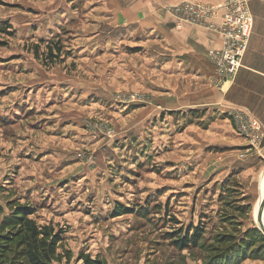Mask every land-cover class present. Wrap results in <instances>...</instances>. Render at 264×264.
Here are the masks:
<instances>
[{"label":"rangeland","instance_id":"1","mask_svg":"<svg viewBox=\"0 0 264 264\" xmlns=\"http://www.w3.org/2000/svg\"><path fill=\"white\" fill-rule=\"evenodd\" d=\"M107 1L0 0L4 215L27 204L63 230L60 264H264V141L246 146L233 111L153 104L159 77L138 70L154 42L108 34ZM190 228L196 244L177 248Z\"/></svg>","mask_w":264,"mask_h":264},{"label":"crops","instance_id":"2","mask_svg":"<svg viewBox=\"0 0 264 264\" xmlns=\"http://www.w3.org/2000/svg\"><path fill=\"white\" fill-rule=\"evenodd\" d=\"M177 1L180 2L108 0L105 5L108 34H116L120 29L124 37L120 41L126 40V43L135 45L133 47H145L154 42L153 52L143 56L153 63L145 62L138 70L151 66L159 77L154 90L162 96L156 97L153 104L167 95L173 110L218 108L219 113L227 117L232 111L242 112L255 118L264 129V0L248 1L252 17L248 47L234 81L220 90L214 85L213 68L206 58L208 50L219 47V38L198 27L186 26L177 30L163 11L166 4ZM191 1L215 5L223 0ZM107 39L109 41L110 38ZM163 77L168 79L169 85L166 81L164 84ZM152 106L162 109L158 104ZM261 151H264V146ZM260 179L261 176L259 185Z\"/></svg>","mask_w":264,"mask_h":264},{"label":"built area","instance_id":"3","mask_svg":"<svg viewBox=\"0 0 264 264\" xmlns=\"http://www.w3.org/2000/svg\"><path fill=\"white\" fill-rule=\"evenodd\" d=\"M249 0H223L219 4H205L182 0L166 4L164 13L171 19L177 30L198 27L216 34L219 47L207 51L206 58L213 68V82L219 90L234 81L241 69L252 30ZM236 134L252 149L264 141V129L252 116L235 112L232 114Z\"/></svg>","mask_w":264,"mask_h":264},{"label":"trees","instance_id":"4","mask_svg":"<svg viewBox=\"0 0 264 264\" xmlns=\"http://www.w3.org/2000/svg\"><path fill=\"white\" fill-rule=\"evenodd\" d=\"M9 29V24H0V40L4 35H11ZM53 51L51 47L47 48V59L56 58ZM55 51L59 54L60 47H55ZM5 207L8 215H4V208L0 205V264H60L62 260H70L68 251L63 247V230L52 224L39 225L33 219L34 210L30 205L13 202ZM126 212V209L118 210L119 215ZM190 231H193L191 236ZM200 231V228L186 230L183 238L175 242L177 248L185 249L190 244H196ZM76 263L101 264L98 258L83 253L78 254Z\"/></svg>","mask_w":264,"mask_h":264},{"label":"water","instance_id":"5","mask_svg":"<svg viewBox=\"0 0 264 264\" xmlns=\"http://www.w3.org/2000/svg\"><path fill=\"white\" fill-rule=\"evenodd\" d=\"M260 199L262 200V199H264V197L263 198H260ZM259 203L261 204V201L257 203L258 204V208L256 210L255 217H256V220H257V223H258V226H259L260 231L264 234V224H263L264 213L263 212L261 213V211H260V204Z\"/></svg>","mask_w":264,"mask_h":264},{"label":"bare ground","instance_id":"6","mask_svg":"<svg viewBox=\"0 0 264 264\" xmlns=\"http://www.w3.org/2000/svg\"><path fill=\"white\" fill-rule=\"evenodd\" d=\"M263 197H264V192L261 193V196L259 197V200H258V202L261 201V204L259 203V204H260V211H261L262 208H263V202H262L263 199L261 200L260 198H263ZM258 202H257V203H258ZM257 208H258V204H257L256 207H255V215H256V210H257ZM263 224H264V223H263Z\"/></svg>","mask_w":264,"mask_h":264}]
</instances>
